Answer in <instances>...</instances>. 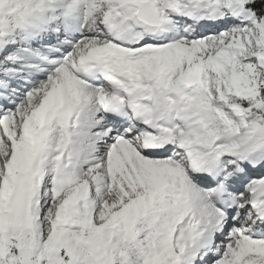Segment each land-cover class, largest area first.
<instances>
[{
  "label": "snow or ice",
  "instance_id": "snow-or-ice-1",
  "mask_svg": "<svg viewBox=\"0 0 264 264\" xmlns=\"http://www.w3.org/2000/svg\"><path fill=\"white\" fill-rule=\"evenodd\" d=\"M0 264H264V0H0Z\"/></svg>",
  "mask_w": 264,
  "mask_h": 264
}]
</instances>
